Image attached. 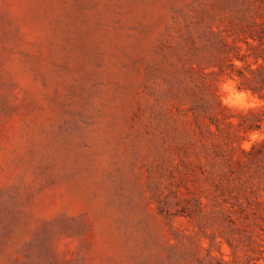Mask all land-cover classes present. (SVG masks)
I'll list each match as a JSON object with an SVG mask.
<instances>
[{"label": "rangeland", "instance_id": "rangeland-1", "mask_svg": "<svg viewBox=\"0 0 264 264\" xmlns=\"http://www.w3.org/2000/svg\"><path fill=\"white\" fill-rule=\"evenodd\" d=\"M224 78L264 92V0H0V264H264Z\"/></svg>", "mask_w": 264, "mask_h": 264}, {"label": "clouds", "instance_id": "clouds-1", "mask_svg": "<svg viewBox=\"0 0 264 264\" xmlns=\"http://www.w3.org/2000/svg\"><path fill=\"white\" fill-rule=\"evenodd\" d=\"M216 87L222 107L245 114L264 109V99L251 90L240 88L239 81L235 78H224ZM233 123L238 124V121L234 120ZM245 135L246 139L241 145L245 151H250L256 144L264 143V123Z\"/></svg>", "mask_w": 264, "mask_h": 264}, {"label": "trees", "instance_id": "trees-1", "mask_svg": "<svg viewBox=\"0 0 264 264\" xmlns=\"http://www.w3.org/2000/svg\"><path fill=\"white\" fill-rule=\"evenodd\" d=\"M223 71H226V70H223ZM261 97L264 98V92L262 93ZM250 129H253V128H250Z\"/></svg>", "mask_w": 264, "mask_h": 264}]
</instances>
